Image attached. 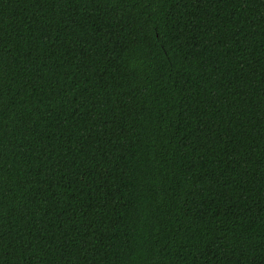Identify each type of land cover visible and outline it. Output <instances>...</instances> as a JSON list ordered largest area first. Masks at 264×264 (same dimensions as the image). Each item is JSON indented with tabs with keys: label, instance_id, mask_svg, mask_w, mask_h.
I'll use <instances>...</instances> for the list:
<instances>
[{
	"label": "trees",
	"instance_id": "1",
	"mask_svg": "<svg viewBox=\"0 0 264 264\" xmlns=\"http://www.w3.org/2000/svg\"><path fill=\"white\" fill-rule=\"evenodd\" d=\"M0 264H264V0H0Z\"/></svg>",
	"mask_w": 264,
	"mask_h": 264
}]
</instances>
